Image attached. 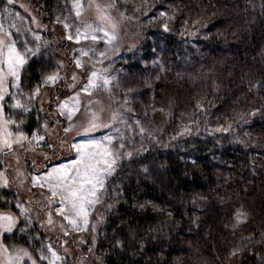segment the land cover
Returning <instances> with one entry per match:
<instances>
[{
  "label": "trees",
  "instance_id": "16d2710c",
  "mask_svg": "<svg viewBox=\"0 0 264 264\" xmlns=\"http://www.w3.org/2000/svg\"><path fill=\"white\" fill-rule=\"evenodd\" d=\"M152 4L173 24L137 56L160 45L155 105L194 113L196 130L177 135L166 120L126 170L97 253L103 264H264V0Z\"/></svg>",
  "mask_w": 264,
  "mask_h": 264
},
{
  "label": "rangeland",
  "instance_id": "374dc122",
  "mask_svg": "<svg viewBox=\"0 0 264 264\" xmlns=\"http://www.w3.org/2000/svg\"><path fill=\"white\" fill-rule=\"evenodd\" d=\"M150 1L145 4L147 0H79L82 7L77 16L74 0H12L11 4L0 0V23L12 33L11 39L17 42L22 53L24 48L20 45L25 41L31 50L25 53L27 62L20 73L21 91L16 99L27 103L32 97L27 113L11 109L9 105L13 101L7 97L3 102L5 117L18 123L22 120L19 131L27 139L13 143L11 149L0 150V213H11L18 220L12 233H0V241L9 250L0 252V262L15 249L25 248L37 264H46L39 260L38 250L51 245L61 257L59 264H103L97 253L98 233L121 201V181L126 170L148 153L159 138L157 135L167 129L166 120H173L177 135L192 134L196 130L190 129L194 113L186 115L183 121L182 113H169L172 109H166L164 102L155 105L156 85L166 72L160 45L154 43L153 55L137 56L139 50L143 53L148 48L147 41H154L150 36L152 31L156 33L154 29L167 30L173 24L167 12L153 17L150 11L154 4ZM101 14L110 19L101 20ZM113 23L115 29L111 26ZM10 24L16 27L10 28ZM98 26L115 32L116 38L111 44L90 38L75 39L77 29L84 33ZM81 49L94 51L83 55ZM102 52L104 57L100 55ZM77 61L81 66H77ZM92 71L111 75L114 79L110 88L91 89V95L81 91ZM50 75L57 77L55 83L44 82ZM8 90L16 92L15 88ZM76 93H79L78 111L69 121L67 115H61L58 105ZM113 113L120 114L125 122L88 134L80 132L93 114L98 123L110 124ZM69 124L73 127L66 132ZM117 128L119 133L115 131ZM12 131L16 132L15 127ZM33 133L44 139H34ZM109 133L117 138L122 135L125 148L121 152H132V156H121L115 173L106 181L104 195L89 213L86 230L83 225L77 230L57 213L58 197H51L39 180L33 183V178L43 176L53 167L70 164L76 158L71 145ZM114 143L118 146V141ZM4 179L7 184L3 183Z\"/></svg>",
  "mask_w": 264,
  "mask_h": 264
},
{
  "label": "snow or ice",
  "instance_id": "6c2138e0",
  "mask_svg": "<svg viewBox=\"0 0 264 264\" xmlns=\"http://www.w3.org/2000/svg\"><path fill=\"white\" fill-rule=\"evenodd\" d=\"M11 4L12 0H8ZM113 5H109L111 7ZM81 4L79 0H74L73 8L76 9V15L79 16L81 12ZM99 7V5H97ZM7 11V9H6ZM123 15V13H121ZM101 20L110 19L105 14H101ZM65 28H68V24L65 23ZM113 29L116 28V24L111 25ZM10 28L16 27L15 24H10ZM20 29L17 28L19 33ZM0 33L4 39L0 37V150L3 148L11 149L13 143H22L27 137L19 131L20 125L23 123L21 120L19 123L16 119L5 117L4 115V100L9 98L13 101L9 107L11 109L19 110L21 113H27L30 111L28 104L32 103V97L27 99V103L16 99L20 93V73L23 66L27 62L25 53L31 51L27 48L25 41L20 47L24 48L22 53L18 47L17 42L11 39L12 33L4 28V25L0 23ZM97 33H103L98 35ZM81 38H90L93 41L103 40L106 44H111L115 40V32H109L105 30L103 26H98L95 29L89 28L84 33H81L79 29L76 31L75 39L79 41ZM36 39H39L37 36ZM69 39H72L69 36ZM93 49L87 51L81 49L83 55H88L89 52H93ZM101 57L105 56V53H100ZM77 66H81L77 61ZM57 77L50 75L44 81L45 83H55ZM114 78L106 74V72L92 71L88 81L80 89L83 92L91 95V89L104 88L109 89L111 82ZM15 88L16 92H11L8 89ZM38 91V89H37ZM71 104V107L69 105ZM79 105V93H76L74 97H68L63 103L58 106L61 108V115H67L69 121L72 120L74 112L78 111ZM64 109H68L67 112ZM15 114V113H14ZM120 114L113 113L112 123L103 124L97 122V117L93 114L92 118L88 120L85 125L80 129V132L84 134L96 131L101 127H114L115 123H124ZM139 125V121L135 122ZM15 127L16 132L12 131ZM73 125L69 124L68 128H65L67 132ZM219 130V129H218ZM228 129H224L227 131ZM117 133L120 130L115 129ZM140 132H144V128H140ZM80 134V133H78ZM33 138L36 140H43L44 137L37 136L33 133ZM114 141H118L114 143ZM71 147L76 153V158L70 164H61L58 167H53L43 176H37L33 178V183L37 180L41 182V187H46L51 197H58V204L56 211L62 215L68 224L81 229V226H86L89 221V213L95 204L100 202L101 197L104 195L105 184L108 177L115 173L118 166V161L122 155H126L129 158L132 156V152L122 153L121 150L125 148L123 142V136L119 138L113 134H105L99 139H88L83 143L73 144ZM4 184H7V180H3ZM51 203V201H50ZM19 207V205H17ZM239 215V214H238ZM18 220L11 213H0V233L7 232L12 233L13 229L17 226ZM51 223V220H49ZM93 230L95 228L93 227ZM23 231V229H21ZM67 234V233H65ZM7 246L3 245L0 241V252H8ZM40 252L39 260L46 262V264H59L61 257L58 255L51 245L42 247L38 250ZM47 253V254H45ZM0 264H37L36 258L25 248H17L6 260L0 262Z\"/></svg>",
  "mask_w": 264,
  "mask_h": 264
}]
</instances>
